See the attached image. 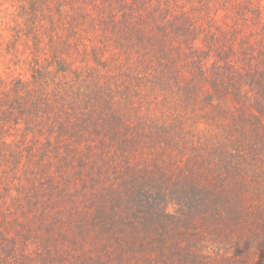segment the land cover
Listing matches in <instances>:
<instances>
[{
	"label": "trees",
	"instance_id": "trees-1",
	"mask_svg": "<svg viewBox=\"0 0 264 264\" xmlns=\"http://www.w3.org/2000/svg\"><path fill=\"white\" fill-rule=\"evenodd\" d=\"M25 1L100 47L0 78V264H264V0Z\"/></svg>",
	"mask_w": 264,
	"mask_h": 264
},
{
	"label": "rangeland",
	"instance_id": "rangeland-1",
	"mask_svg": "<svg viewBox=\"0 0 264 264\" xmlns=\"http://www.w3.org/2000/svg\"><path fill=\"white\" fill-rule=\"evenodd\" d=\"M29 7L25 0H0V78H26L28 69L34 66L52 68L54 57L61 52L78 60L91 45L99 51L100 38L94 33L83 27L71 32L67 24L61 26L63 22L49 20L40 13L49 8L24 10Z\"/></svg>",
	"mask_w": 264,
	"mask_h": 264
}]
</instances>
